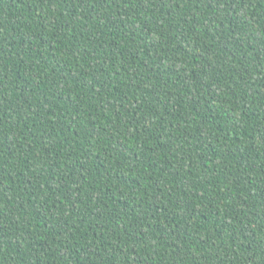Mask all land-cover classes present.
<instances>
[{
  "label": "trees",
  "instance_id": "obj_1",
  "mask_svg": "<svg viewBox=\"0 0 264 264\" xmlns=\"http://www.w3.org/2000/svg\"><path fill=\"white\" fill-rule=\"evenodd\" d=\"M0 264H264V0H0Z\"/></svg>",
  "mask_w": 264,
  "mask_h": 264
}]
</instances>
